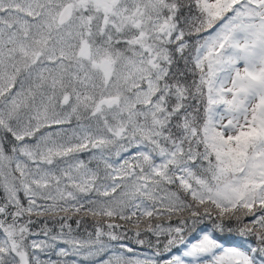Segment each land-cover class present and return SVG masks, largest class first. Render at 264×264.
Returning a JSON list of instances; mask_svg holds the SVG:
<instances>
[{
	"label": "snow or ice",
	"instance_id": "obj_1",
	"mask_svg": "<svg viewBox=\"0 0 264 264\" xmlns=\"http://www.w3.org/2000/svg\"><path fill=\"white\" fill-rule=\"evenodd\" d=\"M0 264H264V0H0Z\"/></svg>",
	"mask_w": 264,
	"mask_h": 264
}]
</instances>
